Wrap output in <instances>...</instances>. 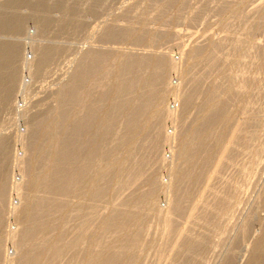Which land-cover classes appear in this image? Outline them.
<instances>
[{
	"label": "rangeland",
	"instance_id": "obj_1",
	"mask_svg": "<svg viewBox=\"0 0 264 264\" xmlns=\"http://www.w3.org/2000/svg\"><path fill=\"white\" fill-rule=\"evenodd\" d=\"M237 1L242 0H0V73L3 72L6 79L10 76L15 79L8 102L0 104V184L5 183V206L2 209L3 221L0 227V243L4 251L0 264H4L2 259L5 254L12 259L18 257V251L9 241L8 234L9 231L20 228L21 217L12 213V206L20 207L30 191V183L26 182V175L31 171L30 162L41 159L43 166L50 154L45 149L48 138L45 137V141L40 138L43 125L52 121L58 124L61 122L57 119V114L63 88L76 80L75 77L87 63L89 55L99 52L109 54L107 60H110L106 63L111 65L109 72L107 69L102 70L104 62L99 67L100 72L103 71L97 77L99 85L96 91L98 94L101 92L100 97L108 95L103 88L114 76L115 63L129 57H145L149 60L162 56L168 60V65L162 68L161 73L165 83L170 82L167 84L170 87L165 91V87L161 86L158 91L166 93L162 111L167 110V114L169 110H177L174 117L170 116L163 122V138L171 135L169 138L172 141L166 144L163 139L160 141L156 157L143 167L141 181L130 182L115 193L112 191L108 198L110 201L105 199L92 203L97 210V220L93 221L97 226L93 233L80 235L74 231L77 215L71 209L75 206L66 215L68 225L71 224L68 228H62L64 231L59 228L56 234H49L47 230V238L54 237L58 244H68L67 249L52 264H82L90 253L98 264L100 252L124 230V227H113L108 233L102 234L101 224L106 222L111 212L110 209L107 213L109 202L112 203V208L125 210V205L139 195L152 197L156 190H152L151 184L156 180L158 185L164 186L158 194L157 208L159 206L158 209L163 210L167 207L169 193L166 187L170 185L174 172L182 170L192 175L201 167L197 157L184 161L178 156L184 148V140H188L191 133L195 134L194 139L192 138L194 141L204 138V129L201 127L204 113L199 104H203L208 96L223 102L226 100V109L221 113L216 127L220 128L221 133L228 131V144L221 147L213 161H208L203 170V179L199 182L195 179L184 182V186L198 191L204 202L201 203L203 200L198 199L197 204L191 203V207L190 204L187 205L191 211L188 209V214L185 213L186 219L180 218V232L183 231L181 235L186 239L176 241L181 242L175 244V247L178 245L176 250L167 252L166 261L161 263L158 257L162 217L158 219V212L140 215L137 213L139 206H133L135 200L130 203V209L134 212L133 219L143 218L144 222L136 249L140 256L139 264H194L199 255L202 258L198 264H248L253 259L256 248L264 244V0H245L242 10L226 11L227 4H236ZM182 4L184 7H180ZM159 7L162 8L161 13L157 11ZM196 13L199 15L196 16ZM245 28L250 31L243 43L250 40L254 44L247 54L245 50L234 54L233 41L227 43L222 40L227 36H233V39L240 36L244 39ZM112 29H119L120 36L107 39L106 35ZM197 45H210L208 51L216 60L213 63L205 61L206 52L195 58L193 50ZM10 49L15 53L11 68L3 66V63L9 61ZM244 56L246 57L242 58ZM256 61L262 62L260 70ZM146 73L147 70L144 69V75ZM244 80L254 85L253 88L229 93L231 86L235 87ZM3 91L1 87L0 96ZM187 96L192 99L190 105L184 107L183 102ZM240 100L239 105L237 103ZM103 103L105 104L103 101L100 105L104 106ZM150 142L142 140L140 151L150 149L153 145ZM127 148L129 144L124 146L122 143L117 147L121 161L127 159ZM137 155L129 159L128 166L137 164L145 156L143 152ZM40 170L42 169L36 171V175ZM122 176L123 173L120 178ZM16 182L22 186L24 198L14 190ZM228 184L230 187H226ZM108 186L112 190L111 183ZM223 187L230 191L226 210L197 221L194 212L201 209L207 201L215 199L214 202L217 203L222 200L223 197L216 194ZM90 212L88 208L85 216ZM54 223V228L60 224L58 220ZM215 226L222 231L215 230ZM245 226L246 234L242 233ZM90 235L94 237L91 238ZM76 237L78 248L74 252L72 244ZM196 237L205 239L198 255L188 253L187 248L182 246L187 239H190V244L195 243L198 240H195Z\"/></svg>",
	"mask_w": 264,
	"mask_h": 264
},
{
	"label": "bare ground",
	"instance_id": "obj_2",
	"mask_svg": "<svg viewBox=\"0 0 264 264\" xmlns=\"http://www.w3.org/2000/svg\"><path fill=\"white\" fill-rule=\"evenodd\" d=\"M244 4L245 0H242L237 1L236 4H227V6L224 7L226 11H234L237 9L242 10ZM180 7H184L183 4ZM161 9V7L158 8V13H161ZM179 10L181 9L179 8ZM197 15L199 14L196 13V16ZM118 30L119 29H112V32L106 35V38H118L120 36ZM249 31L250 30L246 28L243 31L244 39L240 36H235L236 39H233V36H227L226 38H223L222 42L226 41L228 43L231 40L233 41L232 49L233 51L235 50L234 54L240 50H245V53L247 54L250 51L249 48L254 44V42H251L250 40L248 43L246 42V44L243 43L245 37L249 34ZM209 46L210 45L195 46L193 50L194 57L197 58L202 55V53L205 54L206 52V56H204L206 59L205 61L213 63L216 58H214L212 53L208 51L210 48ZM8 51L9 61L5 64L3 63V66H10L11 68L13 67L15 53L12 49ZM108 56L109 54L105 52L92 53L89 55V58L86 59L87 63L75 77L76 80H73L65 88H63V91L60 94V108L58 110L57 119L61 122L58 124L57 122L52 121L51 123H45L43 125L44 129L40 138H43V140L45 137L48 138L46 140L45 149H48L50 154L46 164L43 166L41 165V159L31 160L29 165L31 167V171L30 173L28 172V175H26V182L30 183L28 185L30 191L26 194V199L24 198L25 194L21 192L22 186L17 182L13 186L14 190L21 193L24 198L22 202L23 204L20 205V207H16L11 204V206L13 205L12 213L17 217H21L20 228L14 231H9L8 234L9 241L14 244L16 250L18 251V253L16 252V256L18 257L17 259H14V257L12 259L8 254H5V257L2 259L4 264H52L54 259L67 249L66 247L68 244H58L59 242L57 243L54 237L47 238V230H49L50 234L51 232L55 233L59 228L60 230L62 228H68L71 224L68 225L66 215L69 210L75 206V208L71 209V211H75V215H77V218H75L76 222L73 226L74 231L80 235H83L86 232H88V234H90V232L93 233L96 229L95 226H97V223L93 224V221L97 220V210L94 209L95 207H93L94 205L92 206V203L101 202L102 200L110 198L112 191L115 193L117 189H120V187L129 184L130 182L133 183L139 180L141 181L143 178V167L149 164L153 157H156L160 141L163 139L164 144L172 141L169 138L171 135H168L167 137L164 136L165 138H163V122H165V119L170 116L174 117V115L177 114V110L174 109L172 112L169 110L167 114V110L166 112L164 110L162 111V107L165 104V92L158 91V87H165V91H168L170 87L167 85L170 82L166 84L161 73L163 70L162 68L168 65V60L162 56L157 58L152 57V59L149 60L145 57L144 59L140 57H129L118 64L115 63L113 65L114 76H112V79H110L105 88H103V91L105 89L106 94L108 95L100 97L101 92L98 94L96 91L99 85L97 77L101 73L99 67L103 62L105 64L103 65L102 70L105 71V69H107L108 72L111 70V65L109 66V63H106L110 60H107ZM233 56L234 55H232V57ZM245 57L246 56L242 58ZM256 62H258L257 65H259L260 70L263 66L262 62ZM144 69L147 70L146 75H144ZM257 71L258 70H256V72ZM3 75V72L0 73V89L3 87L4 90L2 92V96H0L1 105H5L8 102V95L15 85V79L13 76L6 79ZM88 76L90 78H88ZM253 86L244 80L235 87L231 86L229 93H233L234 91L242 92L247 89L250 90ZM189 97L187 96L185 98L183 102L184 107H188L190 105L192 98ZM208 97L209 98L207 100L204 99L203 104H199V107L202 108V112L204 113L201 118L203 123L201 124V127L204 129V138L200 141H194L193 137L195 134L192 135L191 133V137L188 140H184V148L182 151L179 150L181 152L178 156L180 160L184 161L197 157L200 160L198 161L200 162L198 165H201V167L197 172L192 173V175H190V173L183 172L182 170L173 171L174 174L172 175L171 183L168 185V188L166 187L169 193L168 205L165 209L162 208L163 210L158 209L159 206L157 208L156 202L158 194L162 191V189H164V186L162 184V186L158 185L156 180H154L151 184L153 188L152 190H156L152 197L139 195L135 197L132 202H128L125 205V210L114 209L112 208V203L109 202L107 213L110 209L111 212L106 222L101 224L102 226L100 230L103 231L102 234L108 233V231L113 227H124V230L122 231L123 233L119 234L120 236L118 238L116 237L117 239H115L113 243L109 246L106 245L107 247L100 252L99 259L97 258L98 264H139L140 256L137 255L138 251L136 249L141 237L140 235L143 233L142 224L144 222L143 218L133 219L134 212L133 209H130V206H132L130 203L132 204L134 200L135 202L133 203V206H139V212L137 213H140V215L158 212L157 215L159 218H157L160 219V216L162 217V231L158 248V257L161 263L165 260L166 255L168 256L167 252H172L174 249L176 250V248H178V245L175 247L178 239H186L184 238L185 236H182L183 233L181 232L183 231L180 232V225L182 224L180 218H183L184 215L186 216L188 214L187 210L189 208H187V205L190 204L191 207V203L194 204L198 202V199L201 200L202 198L200 199L201 194H198V191L192 187L184 186V182L187 180H190L189 182H191L192 179L199 182L208 161H213L218 155V151L221 147L228 144L229 140L227 136L228 131L226 130L221 133L220 128L216 127L221 113L226 109V100L224 103L223 101H219L216 97ZM103 101L105 102V104L103 103L104 106L100 105ZM241 101L242 100H240L237 104L240 105ZM223 118L224 117H222V119ZM225 125L226 123L223 126ZM142 140L146 142L151 141L150 143L153 144L152 147L150 149L145 148L144 151H140L141 149L139 146ZM121 143L124 146L129 144V148L126 150L127 159L125 158L122 161L118 157V152H120V150H118L119 148L117 149ZM142 152L145 156L140 159L141 161L138 160V163L136 161L137 164L128 166L129 159ZM21 163H23V161ZM40 168L42 170H40V173H37L36 175V171ZM122 173L124 176L120 178ZM116 177L118 178L115 179ZM110 183L112 185V190H110V187L108 186ZM226 187H230V185ZM226 187H223L218 191V193L216 192L217 196L221 195L223 197L222 200L219 202L217 201V203L214 202L215 199L212 202L207 201L201 209L198 208V211L194 212L197 221H201V218H203V220L210 218V216L214 213L221 214L226 210L229 202L227 201V199H229L228 192H230L226 189ZM41 191L45 194H42ZM40 192L44 196H41ZM61 196H63V199H60ZM56 197L60 198L58 199ZM64 197H66V199H64ZM72 199L74 200L72 201ZM203 202L204 200L201 203ZM4 206L5 183L2 182L0 184V227L3 221L2 209ZM88 208L91 212L88 216H85V211ZM193 208L195 209V207ZM22 210L23 212H21ZM81 217H83V219H81ZM57 220L60 224L57 225V227L55 225L54 228V222ZM183 220L184 219H182V221ZM183 228L182 229L185 231V227ZM215 228L217 231H222V229L218 226H215ZM246 231L247 228L245 226L243 227L242 233L246 234ZM93 237L94 236L92 235L91 238ZM197 238L198 237H196L195 240H197ZM188 240L190 239H187V242L185 243L183 242L182 246L187 248L188 253L198 255L199 249L205 244V239L199 237L198 240L192 244H190ZM77 244L78 238L73 240L72 247L74 248V252L78 248ZM2 247L3 246L0 243V261L2 251H4ZM93 250L94 249H92V251ZM201 258L202 257L199 255L194 264H198L199 261H201ZM141 259L142 258H140V260ZM82 264H97V261L95 257H93V254L90 253L87 254V258L84 260V263L82 262ZM226 264L230 263L226 262ZM248 264H264V244L256 248L254 251V257L248 262Z\"/></svg>",
	"mask_w": 264,
	"mask_h": 264
}]
</instances>
